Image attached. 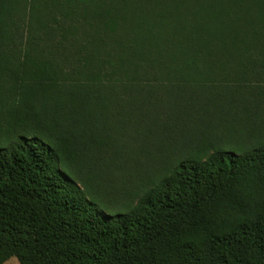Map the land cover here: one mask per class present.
<instances>
[{
  "label": "trees",
  "instance_id": "1",
  "mask_svg": "<svg viewBox=\"0 0 264 264\" xmlns=\"http://www.w3.org/2000/svg\"><path fill=\"white\" fill-rule=\"evenodd\" d=\"M264 264V0H0V264Z\"/></svg>",
  "mask_w": 264,
  "mask_h": 264
},
{
  "label": "rangeland",
  "instance_id": "2",
  "mask_svg": "<svg viewBox=\"0 0 264 264\" xmlns=\"http://www.w3.org/2000/svg\"><path fill=\"white\" fill-rule=\"evenodd\" d=\"M4 264H19L16 258H10L8 261H6Z\"/></svg>",
  "mask_w": 264,
  "mask_h": 264
}]
</instances>
